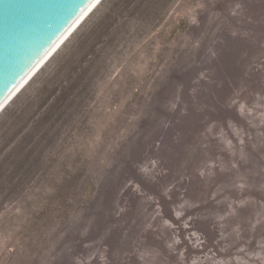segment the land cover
I'll use <instances>...</instances> for the list:
<instances>
[{"label": "rangeland", "instance_id": "rangeland-1", "mask_svg": "<svg viewBox=\"0 0 264 264\" xmlns=\"http://www.w3.org/2000/svg\"><path fill=\"white\" fill-rule=\"evenodd\" d=\"M200 2L205 7L195 13L197 24L187 19L177 24L174 13L194 6L197 0H103L97 12L75 31L72 41L0 113V213L9 207L19 209L0 223V239L13 234L26 249L8 256L6 264H75L76 258L86 259L97 249H107L110 264H141L132 254L137 247L157 249L169 264H179L178 256L166 247L173 233L143 234L137 220L140 198L131 188L119 197L130 180L158 197L163 216L179 229L182 244L177 251L186 249V264L205 256L232 260L248 240V250H258L262 230L252 233L248 223L258 206L239 210V220L230 224L243 223V240L221 251L234 238L221 241L219 226L211 217L227 212L228 205L217 204L210 197L217 186L223 188L218 200L224 196L260 200L264 193L241 194L224 187L233 180L219 171L206 187L194 173L203 157L194 154L192 147L214 122L226 128L234 121L255 133L229 105L238 94L249 103L257 94L264 96V0ZM157 31L164 48L153 67L158 69L167 61V68L150 91L147 85L143 87L146 95H137L126 105L114 127L127 126L124 117L128 115L140 119L101 165L82 146L96 135L102 115L97 109L120 103L133 81L110 100L100 97L101 87L110 69ZM197 43L199 47H195ZM155 44V39L150 41V54ZM216 155L213 149V158ZM221 155L228 159L227 154ZM151 159H159L168 170L156 183L146 181L138 171L139 165ZM184 171L194 176L191 182L179 185L186 189L185 198L209 202L177 219L174 208L181 203V193L174 190L169 200L162 190L179 179L175 173ZM259 185L257 180L256 189ZM118 197L120 206L127 202L128 207L119 217ZM197 215L209 218L194 219L188 229L183 228V221ZM18 227L20 231H16ZM192 232L203 235L206 243L202 247L194 248L186 239ZM4 260L0 255V262ZM92 264H101L99 257Z\"/></svg>", "mask_w": 264, "mask_h": 264}, {"label": "clouds", "instance_id": "clouds-1", "mask_svg": "<svg viewBox=\"0 0 264 264\" xmlns=\"http://www.w3.org/2000/svg\"><path fill=\"white\" fill-rule=\"evenodd\" d=\"M102 4L103 0H96V8L89 14V17L97 12ZM204 7V3L197 0L194 6L174 13L176 23L179 24L180 20L187 19L189 23L197 24L198 20L195 13ZM237 7L239 8V5ZM233 15H236V13L234 12ZM75 35L76 32L65 41L64 45L54 54L53 59L72 41ZM159 36L160 31H157L151 37L128 51L123 61L110 69V73L101 87L100 97L110 100L113 93L121 91L122 88L128 89L129 82L133 81L130 90L120 103L114 105L106 103L97 109L102 115L98 122L96 135L82 146L89 156L98 159L101 165L107 162V155L109 153H115L120 144L131 135L135 122L140 119L139 115H128L124 117L127 121V126L117 130L114 126L118 124V118L125 112L126 105L133 101L137 95H146L147 93L142 90L143 87L147 85V90L150 91L156 78L160 77L167 68V61L163 65H160L158 69L153 67V65L159 63L157 57L164 48L163 43L157 39ZM153 39L156 40V44L150 54L148 45ZM195 47H199V44L197 43ZM201 78H204L203 74ZM177 101H179V97H177ZM133 107H135L134 104ZM171 107L175 109L177 104L173 103ZM229 107L234 108L240 119L245 121L251 129H255V133L253 134L234 121H229L226 128L224 126H218L215 122L210 124L206 130L200 133L197 142L192 147L194 154H199L203 157L200 165L194 169V173L205 182L206 187L211 185V182L217 176V171H219L220 173L230 174L233 180V184L224 187L237 190L241 194L253 190H259L264 193V96L257 94L255 101L249 103L247 99H241L238 94L231 101ZM249 148L251 151H249ZM213 149L217 152L215 158L212 156ZM221 154H227L228 159L225 160ZM138 171L146 181L152 183L158 182L159 177L168 174V170L161 167V161L159 159H151L139 165ZM175 175L179 179L167 185L162 190V194L171 200V193L174 190L181 193V203L174 208L176 218L180 219L187 212L200 208L202 203L207 204L209 200L205 199L202 202H193L185 198L184 192L186 189L179 188V185L185 182H191L194 176L187 171L177 172ZM257 180L260 181L259 189H256ZM129 188L140 198L137 208V220L141 221L139 227L142 233L146 234L149 231L161 233L165 231L172 232V238L166 243V247L170 254L178 256L179 264H186V249L177 251V247L182 244L179 229L163 216L158 197L147 193L140 184L131 180L125 183L120 189L119 197H122ZM222 195L223 188L217 186L212 192L210 200L216 201L217 204L227 202L228 211L223 214H216L211 218L219 226L220 240L230 241L234 238V241L231 244L226 243L221 251H226L228 248L233 247L235 243L243 240V223L237 222L232 225L230 221L233 219L239 220V210L249 205L254 207L258 206V210L254 214V219L248 221L251 225L250 232L255 233L257 229L262 230V235L257 243L258 250L255 252L249 251L247 244L251 243V240H248L237 249V254L232 260H214L211 257L205 256L193 258L187 264H264V199L257 200V198L252 196H247L244 199H231L228 196H224L223 199L218 200L217 198ZM119 197L116 204L118 208L116 213L117 217L128 211L127 202H125V206L121 207ZM18 212V208L14 209L13 207H9L5 212L0 213V223L4 222L9 216L18 214ZM201 218L208 219L209 217L207 215L189 216L187 220L183 221L182 226L188 229L192 220ZM137 220H133V224H136ZM16 231H20V228L18 227ZM84 231L87 233L88 229L86 228ZM186 239H189V242L194 248H200L206 243L203 235L197 232H192L191 236L186 237ZM54 247L53 245V250ZM18 252H26L19 237L13 238V234H9L0 239V255L5 257V260L0 262V264H6L7 257ZM106 252L107 249L104 251L97 249L96 252H93L86 259L76 258L75 264H92V261L97 257H99L101 264H110ZM241 253L243 255H240ZM132 254L137 256L141 264H169L167 257H164L163 253L157 249H141L137 247ZM125 255L127 256L129 254L126 253Z\"/></svg>", "mask_w": 264, "mask_h": 264}, {"label": "water", "instance_id": "water-1", "mask_svg": "<svg viewBox=\"0 0 264 264\" xmlns=\"http://www.w3.org/2000/svg\"><path fill=\"white\" fill-rule=\"evenodd\" d=\"M95 7L96 0H0V113Z\"/></svg>", "mask_w": 264, "mask_h": 264}, {"label": "bare ground", "instance_id": "bare-ground-1", "mask_svg": "<svg viewBox=\"0 0 264 264\" xmlns=\"http://www.w3.org/2000/svg\"><path fill=\"white\" fill-rule=\"evenodd\" d=\"M94 6H95V5H94ZM94 6H93V7H94ZM95 8H96V7H95ZM89 11H90V10H89ZM92 11H93V10H92ZM92 11H91V12H92ZM91 12H90V13H91ZM88 13H89V12H88ZM88 13H87V14H88ZM90 13H89V14H90ZM87 14H86V15H87ZM89 14H88V16H87V17H86L81 23H79L80 25H79L78 27H76V26L78 25V24H77V25L75 26L76 28H75V27H74L75 29L73 28L74 31H72L73 29L71 30V31H72L71 34H70V35L68 34L69 36L67 35V36H66L67 38L65 37L66 39L64 38L65 41H67V40L69 39V37H71V36L73 35V33H75V31H76V30H77V29H78V28H79V27H80V26L86 21V19L89 17ZM86 15H85V16H86ZM85 16H84V17H85ZM84 17H83V18H84ZM83 18H82V19H83ZM82 19H81V20H82ZM81 20H80V21H81ZM80 21H79V22H80ZM64 39H63V40H64ZM63 40H62V41H63ZM65 41L63 42L62 45H64ZM59 45H60V44H59ZM59 45H58L56 48H58ZM62 45H61V46H62ZM61 46H60L58 49H60ZM56 48H55V49H56ZM55 49H54V50H55ZM58 49H57V50H58ZM57 50H56V51L51 55V57H50V58H49V59H48V60H47L42 66H41V68L36 72V74H37V73H38V72H39V71H40V70H41V69H42V68H43L48 62H49V60L54 56V54L57 52ZM45 60H46V59H45ZM45 60H44V61H45ZM36 74L32 77V79L36 76ZM32 79H31V80H32ZM31 80H30V81H31ZM30 81H29V82H30ZM27 84H28V83H27ZM27 84H26V85H27ZM26 85H25V87H26ZM22 90H23V89H22ZM22 90H21V91H22ZM21 91H20V92H21ZM20 92H18L17 95H18ZM17 95H16V96H17ZM16 96H15V97H16ZM15 97H14V98H15ZM14 98H13V99H14ZM13 99H12V100H13ZM12 100H11V101H12ZM11 101H10V102L4 107V109H5V108L11 103ZM4 109H3V110H4ZM3 110H2V111H3ZM2 111H1V112H2Z\"/></svg>", "mask_w": 264, "mask_h": 264}]
</instances>
